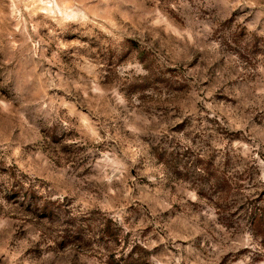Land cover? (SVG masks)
Returning <instances> with one entry per match:
<instances>
[{
  "label": "clouds",
  "instance_id": "clouds-1",
  "mask_svg": "<svg viewBox=\"0 0 264 264\" xmlns=\"http://www.w3.org/2000/svg\"><path fill=\"white\" fill-rule=\"evenodd\" d=\"M249 201L264 0H0V264H264Z\"/></svg>",
  "mask_w": 264,
  "mask_h": 264
},
{
  "label": "rangeland",
  "instance_id": "rangeland-1",
  "mask_svg": "<svg viewBox=\"0 0 264 264\" xmlns=\"http://www.w3.org/2000/svg\"><path fill=\"white\" fill-rule=\"evenodd\" d=\"M64 155L71 157L73 154H72L70 149H65ZM236 179L238 181H242L244 179V177L238 176V177H236ZM230 180H231V178L228 177L227 173H225L224 174V182L221 184V189H225L226 190L225 192H227V189L228 190L231 189ZM225 185H227V187H225ZM218 194L222 195V192L218 193ZM33 198H35L34 195H33ZM44 203H45V207L43 209L42 215H38L36 217L37 222L38 223L43 222L45 224L57 223L59 221V217L56 216L55 213L51 210V206L49 205L48 201H45ZM23 210L25 212L30 213V209H23ZM254 210H257V209L252 206V201H249V213H248L247 225L250 226V228L254 234V238L259 239L255 235V232L253 230V225H252V212H254ZM231 227H234V226H230V230H231ZM150 230H151L150 227L148 229H145V234L150 232ZM94 231L97 233V235L94 238L91 236L89 237L88 240L78 238L76 240H73L72 244H74L76 246H83V247L87 248V247L92 246L91 240L95 239V240L99 241L100 245H105V251L108 250L107 246L110 245L112 242H115L116 246L119 247L121 236L118 232H116L114 230V227H113L111 220H108L107 223L98 224L96 226V228L94 229ZM61 238H63V237H61ZM124 239L127 242L129 237H124ZM125 246H126V244H125ZM139 251H140V248L138 245L136 252L139 253ZM248 251H249L248 249H237V250L225 253V255L221 257L218 264H237L238 261H242L244 259V257L248 254ZM114 255H115L114 253L110 254L109 257L107 258V260L105 261V264H110V261L113 259Z\"/></svg>",
  "mask_w": 264,
  "mask_h": 264
},
{
  "label": "trees",
  "instance_id": "trees-1",
  "mask_svg": "<svg viewBox=\"0 0 264 264\" xmlns=\"http://www.w3.org/2000/svg\"><path fill=\"white\" fill-rule=\"evenodd\" d=\"M225 191V189H221L222 194H224ZM227 191L229 190L227 189ZM252 225L255 235L260 239V242L264 244V209H257L252 212Z\"/></svg>",
  "mask_w": 264,
  "mask_h": 264
}]
</instances>
